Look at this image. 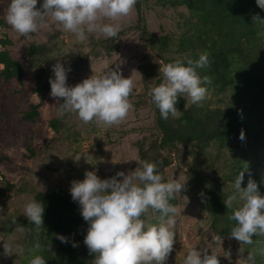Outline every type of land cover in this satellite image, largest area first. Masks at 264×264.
Returning a JSON list of instances; mask_svg holds the SVG:
<instances>
[{
	"label": "trees",
	"instance_id": "1",
	"mask_svg": "<svg viewBox=\"0 0 264 264\" xmlns=\"http://www.w3.org/2000/svg\"><path fill=\"white\" fill-rule=\"evenodd\" d=\"M182 6L189 10V17L179 36L149 30L145 9ZM135 7L139 15L137 27L149 49L146 62L139 65L143 92L138 95L137 104L139 107H153L157 129V133L135 143L140 159L142 162H157L161 175L175 161L179 166L187 167L190 177L206 187L205 206L210 212L213 228L221 235H230L236 222L229 217L238 202H234L233 209H228L224 201L232 195L229 187L234 185L240 171H245L242 187H247L249 179H252L264 193V178L243 159L233 162L230 174L223 175V171L217 169L219 155L231 139L241 137V132L247 136L254 127L264 133V22L254 20V17L264 19V9L258 6L256 0H137ZM120 34L99 43L100 50H87L83 55L117 51ZM11 44L8 36L0 38V79L22 83L26 75L25 66L7 48ZM62 47L63 41L56 34L44 43L31 44L27 49L35 71L34 91L39 100L29 104L24 111L26 121L35 122L41 115L43 100L51 90L49 78L53 75L52 65L58 56L67 54ZM204 52L209 54L210 63L198 71L201 77L208 78L207 90L217 95L234 91L237 103L228 106L201 102L191 104L187 98L189 106L186 108V98L180 97L177 104L181 110L180 117L162 119L149 95L150 88L161 82L160 65L177 57L198 59ZM68 58L69 55L63 59L66 61ZM50 123L56 130L60 129L59 118L52 119ZM211 147L217 148L213 157ZM10 162L9 157L0 156V165ZM0 178V198L17 189L16 184L1 172ZM34 199L45 206L44 226L40 231L29 223L27 217L11 215L8 219L10 230L18 227L27 230L21 264H30L36 255L43 256L47 264H93L95 254H90L84 243L88 223L71 194L59 189L39 191ZM170 203L178 205L177 195ZM152 211L159 217V212ZM56 234L68 237V243L61 242ZM37 241L39 249L34 247ZM73 242L78 246L73 247Z\"/></svg>",
	"mask_w": 264,
	"mask_h": 264
},
{
	"label": "rangeland",
	"instance_id": "2",
	"mask_svg": "<svg viewBox=\"0 0 264 264\" xmlns=\"http://www.w3.org/2000/svg\"><path fill=\"white\" fill-rule=\"evenodd\" d=\"M9 3L10 0H0V38L8 36L12 40L7 48L24 64L26 75L22 83L18 80L0 79V156H7L11 160L8 164L0 165V172L17 186L14 192H8L6 197L0 198V264H21L24 251L20 255H2L3 240L8 237H14L15 245L23 249L26 244L25 228L23 232L9 229L8 219L11 215L26 217L23 215L24 205L34 198L36 192L59 189L70 193L72 181L83 179L86 170H98L101 178L111 177L121 170L125 173L135 170L138 161L142 162L135 143L145 136L157 133V129L153 107H139L137 104L138 95L143 92L139 65L146 62L149 49L137 27L139 15L135 6L128 16L119 20L122 28L117 40V51L103 55H83L87 50H100L99 43L106 39L102 36L98 39L95 34H89L86 41L80 42L73 33L62 30V26L52 21L37 33L21 35L6 22ZM39 6L38 3L37 7ZM144 14L150 31L176 37L184 30L189 10L184 6L154 7L145 9ZM102 22L113 21L105 18ZM56 34L63 41L62 48L66 53L72 49L77 50L69 53L66 60L72 68L68 74L69 85L81 82L94 72L98 75L104 74L109 68H114L115 63L123 61L121 68L124 76L132 74L135 82L133 94L130 96L133 108L123 122L111 126L95 120L84 123L76 114L68 113L59 118L61 125L56 130L50 121L58 118V106L63 101L53 98L50 95L51 90L43 100L41 115L37 120L30 122L23 118L29 104L39 100L34 91L35 71L27 49L31 44L44 43ZM237 101L234 91L222 95L207 91V96L201 103L228 106ZM210 154L215 156L217 148L211 147ZM237 159H243L253 171L264 178V133L261 129L254 127L244 139H231L219 155L217 169L219 172L222 170L223 175L230 174L232 164ZM162 177L165 182L170 179L186 182L181 193L176 194L179 199L176 206L179 213L175 225L176 236L173 251L165 264H184V259L193 246L205 248L207 243H211L213 236L219 237L221 241L220 245L215 246L221 255V264H244V257L249 251L255 253L256 264H264V235L254 236L252 244H241L230 235L219 234L213 228L210 212L205 206L206 187L190 177L187 167L179 166L175 161ZM229 189L233 194V186ZM142 218L147 223H158V216L150 208ZM241 248L244 249L243 252L240 251Z\"/></svg>",
	"mask_w": 264,
	"mask_h": 264
},
{
	"label": "clouds",
	"instance_id": "3",
	"mask_svg": "<svg viewBox=\"0 0 264 264\" xmlns=\"http://www.w3.org/2000/svg\"><path fill=\"white\" fill-rule=\"evenodd\" d=\"M256 2L264 9V0ZM136 3L137 0H42V3L40 0H10L5 19L21 35L37 33L52 21L62 26V30L73 33L80 42L86 41L89 34L108 39L120 33V18L128 16ZM105 18L113 22H102ZM254 20L264 22L259 17ZM76 51L72 49L58 56L52 65L50 95L63 101L58 106L57 117L74 113L84 123L95 120L108 126L120 124L133 108L130 101L135 86L132 74L124 76L123 61H120L104 74L94 72L81 82L69 85L68 74L72 68L63 58ZM209 63V54L204 52L198 59L177 57L160 65L161 82L150 88L149 95L162 119L180 117L181 110L177 108L180 97L186 98V108L189 106L187 98L191 104H199L206 98L208 78L201 77L198 69ZM240 138L244 139L243 132ZM244 178L242 170L234 181V193L224 203L228 209H233L234 202L239 201L229 217L236 222L230 236L241 244H252L254 236L264 235V193L252 179L247 187H242ZM185 185L186 182L179 179L165 182L157 162L147 160L138 161V167L128 173L121 170L111 177L101 178L98 170L93 169L86 170L83 179L73 180L70 194L88 223L84 243L89 253L95 254L94 264H165L173 251L179 215L170 201ZM149 208L159 212L158 223H147L142 218ZM44 214L43 202L31 198L25 203L23 215L37 231L44 226ZM16 231L23 232V228L18 227ZM56 235L61 242L68 243V237ZM14 239L3 240L2 255L23 253L24 249L16 246ZM220 244V238L213 236L207 247L193 246L184 264H221V255L215 247ZM72 246L78 244L73 242ZM34 247L40 248L38 241ZM30 264H47V260L36 255ZM244 264H256L254 252L247 253Z\"/></svg>",
	"mask_w": 264,
	"mask_h": 264
}]
</instances>
